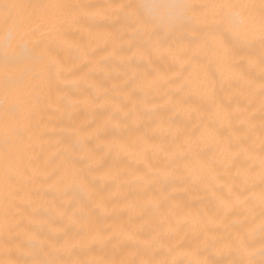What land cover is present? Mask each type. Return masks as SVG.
I'll return each mask as SVG.
<instances>
[{
	"label": "snow or ice",
	"instance_id": "1",
	"mask_svg": "<svg viewBox=\"0 0 264 264\" xmlns=\"http://www.w3.org/2000/svg\"><path fill=\"white\" fill-rule=\"evenodd\" d=\"M146 7L137 0H0V264H257V254L264 264V0H185L171 6L170 19L154 18ZM70 28L86 30L89 41L76 48L84 63L67 67L54 45L66 42ZM205 50L217 57L219 78L211 84L201 75ZM154 56L170 57L175 66L169 72L141 71ZM109 62L123 70L119 99L97 90L73 102L61 88V83L96 88L84 68ZM143 80L166 89L162 102L137 97ZM101 100L110 120L102 127L74 129L72 136L80 137L76 144L58 137L55 143L68 146L44 160V145L57 134L55 115L66 111L65 102L68 108L79 103L95 108ZM160 111L173 115L144 123L145 115ZM181 116L182 124L194 127H174V117ZM129 121L137 131L149 127L161 138L156 143L147 133L137 137L143 168L133 167L135 158L120 162L130 183L142 186L140 212L127 225L105 226L116 198L128 199L120 185L78 207L71 198L64 200L56 221L42 220L41 188L46 186L43 195L70 197V181L79 177L78 187L90 190L89 175L102 170L100 153L126 148L91 147V140H104L108 123L117 128ZM202 146L214 148L211 159ZM176 187L203 189L212 211L178 201L170 191ZM153 189L158 190L149 195ZM97 243L111 245L114 255L97 258Z\"/></svg>",
	"mask_w": 264,
	"mask_h": 264
},
{
	"label": "bare ground",
	"instance_id": "2",
	"mask_svg": "<svg viewBox=\"0 0 264 264\" xmlns=\"http://www.w3.org/2000/svg\"><path fill=\"white\" fill-rule=\"evenodd\" d=\"M24 3H53V2H70V3H82V4H107L111 2H121V0H22ZM122 2H129V0H122ZM145 4L147 7L144 11L147 14L152 15L156 19H170L174 16L175 9L171 6L177 3L185 2V0H137ZM193 2H214V3H250L258 2V0H193ZM68 37L65 43L60 46L54 45L58 53L57 59L62 62L65 66L71 67L75 62L77 64L84 63L82 57L78 56L76 48L78 46H83L84 43H88L89 37L87 31H81L77 28L67 29ZM3 36V29L0 28V37ZM169 43H174L170 41ZM95 44L90 45V47H95ZM255 52L259 55V45L255 47ZM204 60L203 70L201 72L202 77H205L208 82L214 83V76L219 78V70L216 63L217 57L215 53L211 50H205L202 54ZM174 62L170 57L164 56H154L153 63L147 66V69H141V71H151L152 68L158 69L160 72H169L172 67H174ZM3 65H2V46H0V77H2ZM85 73L92 74V83L96 85V88L85 91L83 87L76 88L71 85H65L61 83V88H65L69 97L73 99V102L80 99L83 96L95 95L97 90L106 93L108 97L119 96L117 95L118 89L123 85V70L118 68L114 63L109 62L102 67H95V65L85 67ZM164 91L166 89H158L153 87L147 80L140 82V86L136 88V95L141 99L154 100L157 102H162ZM56 92H53V98L56 96ZM194 100H198V97H194ZM0 100H2V79H0ZM101 106H92L84 103H79L74 108H68L65 102L66 111L61 114L57 113L55 115V123L58 125L57 134L52 138L47 139L44 145V160L50 157L53 153L63 151L68 145L65 143L57 144L55 140L58 137H67L71 140L72 144H76L80 137L72 136L74 129H79L81 127H87L91 125L94 128L102 127L110 120L111 112L107 109L104 100L100 102ZM173 114L168 111H160L153 114H147L144 116L143 120L146 125H150L153 120L159 121L161 119L168 120ZM3 118L2 105H0V120ZM183 117H174L175 126L182 127H194V124H182ZM223 134L226 136L228 134L226 129H222ZM147 133L149 137L154 136V141L158 143L160 141L159 135H154V132L149 127H143L139 131L136 130V125L132 124L130 121L128 125L113 128L111 123L107 124V128L104 131L105 139L97 142L95 139L91 140V147H97L98 143L101 144H116L125 145L126 148L123 151H104L100 153V163L102 165V170L89 175V180L92 182L93 187L90 190H81L79 185V177H74L70 183H72V189L70 191V197H62L57 194L53 197L51 194L43 195L46 186L41 188V197L39 200V205L41 207V219L49 220L50 218L54 221L57 220V213L60 211L58 205L62 201L69 198L72 199L73 204L77 207L81 204H89L91 200L100 196H109L116 191V187L123 185L121 192L126 195L128 199L125 201L123 197L116 198L112 205L113 214L105 221L106 227L118 228L122 225H127L129 223L130 217H134L140 212V208L137 206L140 200L139 193L143 191L142 186L139 184L130 183L132 177L130 173H125L121 167V161L133 160V167L143 168V145L136 144L138 136ZM200 151L205 155L206 158L211 159L214 155V148L210 146H202ZM3 157H4V143L3 137L0 136V169L3 167ZM44 160L39 161L43 167ZM158 189H153L149 191V195L152 191ZM173 195L176 196L177 200L180 202H188L195 205L198 209H206L209 212L212 211L213 205L211 203V198L206 197L203 189L200 191H186L185 188L176 187L175 189H170ZM75 210V209H74ZM0 215H2V192H0ZM43 230L44 225H40ZM97 258H111L114 255V250L111 245L107 247L103 243H97L95 245ZM0 258H3L0 254ZM257 264L261 260L259 254L255 256Z\"/></svg>",
	"mask_w": 264,
	"mask_h": 264
}]
</instances>
